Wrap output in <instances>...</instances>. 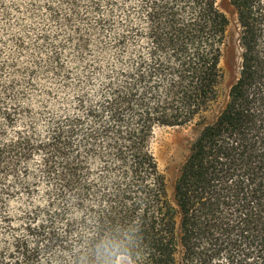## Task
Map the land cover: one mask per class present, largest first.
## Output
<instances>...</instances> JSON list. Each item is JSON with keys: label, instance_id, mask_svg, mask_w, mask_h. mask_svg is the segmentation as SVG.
I'll use <instances>...</instances> for the list:
<instances>
[{"label": "trees", "instance_id": "16d2710c", "mask_svg": "<svg viewBox=\"0 0 264 264\" xmlns=\"http://www.w3.org/2000/svg\"><path fill=\"white\" fill-rule=\"evenodd\" d=\"M231 3L239 74L211 122L230 25L218 0L47 4L83 53L72 112L29 101L35 87L53 91L43 76H65L62 49L41 34L39 56L10 34L12 49L0 51V224L18 232L0 264H264V0ZM195 122L173 202L154 130ZM15 199L25 200L17 219Z\"/></svg>", "mask_w": 264, "mask_h": 264}, {"label": "rangeland", "instance_id": "374dc122", "mask_svg": "<svg viewBox=\"0 0 264 264\" xmlns=\"http://www.w3.org/2000/svg\"><path fill=\"white\" fill-rule=\"evenodd\" d=\"M60 0H0V51L7 56L12 49L11 35L24 38L31 42V47L35 50L34 44L38 41V35L44 34L49 37L55 46L61 48V58L64 63V77L58 80L47 79L45 83L53 91L40 94V87L30 90L29 101L36 110L45 109V103H49L52 110L58 112H72L79 94H83L84 66L83 53L78 52L76 45L72 44L69 38L70 29L59 25L57 18L51 15V10L47 4L57 6ZM219 7L228 15L230 25L227 31L226 43L224 46L222 67L224 77L219 86V97L207 114L206 122L213 121L222 108L225 106L232 84L239 74L240 46L238 41V20L235 7L231 0H218ZM83 9V0H81ZM6 11V12H5ZM79 19V18H78ZM37 39V40H36ZM6 44H5V43ZM4 46V48H2ZM50 47H48L49 49ZM47 50V49H46ZM4 52V53H3ZM46 51H43V56ZM22 62L29 61L26 53L17 54ZM0 58L2 56L0 55ZM52 76V75H50ZM45 115H49L45 110ZM44 119V118H43ZM44 121V120H43ZM202 125L192 123L184 126H158L154 130L152 148L157 157L160 169L166 176L167 190L171 201L174 200L175 183L180 174L181 167L190 153L193 141L198 136ZM28 200V199H27ZM25 200L15 199L10 202V209L14 212L18 210ZM15 219V220H16ZM14 220V221H15ZM0 224V246L11 242L18 230L9 231ZM119 264H133L127 257H120Z\"/></svg>", "mask_w": 264, "mask_h": 264}]
</instances>
